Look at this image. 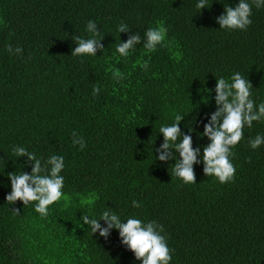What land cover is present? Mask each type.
Here are the masks:
<instances>
[{
	"label": "trees",
	"instance_id": "trees-1",
	"mask_svg": "<svg viewBox=\"0 0 264 264\" xmlns=\"http://www.w3.org/2000/svg\"><path fill=\"white\" fill-rule=\"evenodd\" d=\"M198 2L0 0V264H142L118 229L105 239L83 223L84 214L99 219L106 209L125 222L132 216L163 224L170 264H264V144L253 150L248 143L264 135V119L245 126L230 157L234 180L225 184L205 175L210 140L200 135L217 109V78L230 82L241 73L253 84L256 106L264 102V7L252 4L247 30H229L216 18L239 0H207L202 10ZM90 20L104 49L71 55L73 35L90 37ZM122 22L129 31L118 32ZM159 25L165 42L149 52L145 31ZM136 33L142 42L121 56L117 44ZM8 44L23 53L9 54ZM117 70L121 80L113 77ZM177 114L184 116L181 131L201 149L197 183L172 174L175 159H157L159 129ZM73 132L86 141L83 150L73 145ZM15 146L38 159L64 157L63 196L47 217L36 202L6 200L7 174L31 173L34 165L16 157Z\"/></svg>",
	"mask_w": 264,
	"mask_h": 264
},
{
	"label": "clouds",
	"instance_id": "clouds-1",
	"mask_svg": "<svg viewBox=\"0 0 264 264\" xmlns=\"http://www.w3.org/2000/svg\"><path fill=\"white\" fill-rule=\"evenodd\" d=\"M252 4L256 8L264 7V0H239V3L233 7L225 6V12L216 18L217 23L222 29L229 30H247L252 24ZM207 6V0H199L196 4L198 9ZM208 7V6H207ZM86 30L91 34L89 38L79 35H73V40L78 45L72 50L73 56L97 55V51L103 50L98 25L90 20L87 23ZM118 32L129 31L126 23L118 25ZM167 29L163 25L155 28H148L144 34L143 47L149 52L155 51L157 45L164 44ZM97 37H100L97 39ZM142 42L139 33L130 35L126 41H120L116 46L117 52L127 57L129 50L134 49ZM9 54L21 55L22 47L15 49L11 44L6 46ZM142 68L147 69L148 61H144ZM114 79L121 80L123 74L120 71L113 73ZM253 84L249 79H245L241 73L235 72L229 80L220 77L217 78L215 87V102L217 109L211 113L208 123L204 125V131L201 136H207L210 140L203 147L202 162L203 171L209 177H215L221 184L234 180L236 168L231 162L230 157L235 153L232 149L244 138V128H251L254 121L264 119V102L257 107L254 100L251 99V88ZM211 92V89L208 90ZM100 92L99 85L93 87V95ZM184 119L183 115H175V123L171 125H162L159 129L164 136V143L160 145L156 152L159 153L157 159L168 161L175 159L173 173L185 184L197 183L194 165L201 163L200 147H193V138L190 134L181 131L180 122ZM73 145H79L83 150L86 147V141L78 135L72 133ZM249 146L255 150L264 144V135L257 134L254 138H249ZM173 149L175 152H173ZM16 157L28 158L29 162H34L31 173L28 172H10L8 177L11 180V191L7 194L8 204H14L20 200L24 205L30 202L35 203V211L42 217L49 214V206L58 202L63 196L64 177L60 175L64 168V157L60 155H51L46 160L38 159L36 154L29 152L23 146H15L12 149ZM178 153V158L177 154ZM250 160V158H249ZM171 174V175H172ZM134 207H140V203L133 201ZM19 215L20 209H13ZM83 223L88 225L92 233L99 232V235L107 239L112 229L119 230L121 242L131 250L137 260L142 264H170L172 260V249L168 246L164 232L163 224L155 220L144 222L136 217H128L122 221L120 216L110 209L102 212L99 219L84 214L81 218ZM103 220L106 226H102Z\"/></svg>",
	"mask_w": 264,
	"mask_h": 264
}]
</instances>
